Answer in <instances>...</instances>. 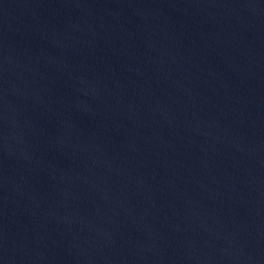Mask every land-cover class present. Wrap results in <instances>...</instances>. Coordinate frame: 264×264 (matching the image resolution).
Masks as SVG:
<instances>
[{
    "label": "water",
    "instance_id": "1",
    "mask_svg": "<svg viewBox=\"0 0 264 264\" xmlns=\"http://www.w3.org/2000/svg\"><path fill=\"white\" fill-rule=\"evenodd\" d=\"M0 264H264V0H0Z\"/></svg>",
    "mask_w": 264,
    "mask_h": 264
}]
</instances>
